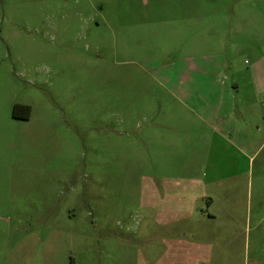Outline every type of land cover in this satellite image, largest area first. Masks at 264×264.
Here are the masks:
<instances>
[{
    "label": "rangeland",
    "instance_id": "1",
    "mask_svg": "<svg viewBox=\"0 0 264 264\" xmlns=\"http://www.w3.org/2000/svg\"><path fill=\"white\" fill-rule=\"evenodd\" d=\"M214 1L0 0V264L162 254L131 132L187 110L181 80L252 78L256 54L196 50L225 34ZM17 104L28 120L13 117ZM199 145L206 163L216 151Z\"/></svg>",
    "mask_w": 264,
    "mask_h": 264
},
{
    "label": "crops",
    "instance_id": "2",
    "mask_svg": "<svg viewBox=\"0 0 264 264\" xmlns=\"http://www.w3.org/2000/svg\"><path fill=\"white\" fill-rule=\"evenodd\" d=\"M214 4L225 34L196 50L244 48L256 54L252 78L181 80L176 87L187 110L131 132L138 158L132 165L148 164L142 209L148 229L163 231L150 236L164 244L160 256L139 257L138 264H264V159L252 154L264 146V0ZM203 142L216 151L206 163L196 148Z\"/></svg>",
    "mask_w": 264,
    "mask_h": 264
},
{
    "label": "trees",
    "instance_id": "3",
    "mask_svg": "<svg viewBox=\"0 0 264 264\" xmlns=\"http://www.w3.org/2000/svg\"><path fill=\"white\" fill-rule=\"evenodd\" d=\"M20 112H23L22 114ZM31 108L26 105H15L13 108V117L15 119L28 120L30 117Z\"/></svg>",
    "mask_w": 264,
    "mask_h": 264
}]
</instances>
